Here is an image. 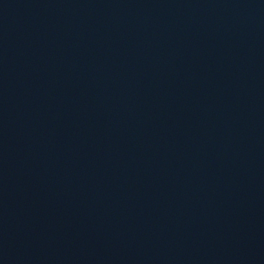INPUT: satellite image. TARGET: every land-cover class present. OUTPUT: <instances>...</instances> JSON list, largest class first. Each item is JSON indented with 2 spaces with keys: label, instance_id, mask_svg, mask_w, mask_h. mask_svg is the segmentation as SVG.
Segmentation results:
<instances>
[{
  "label": "water",
  "instance_id": "water-1",
  "mask_svg": "<svg viewBox=\"0 0 264 264\" xmlns=\"http://www.w3.org/2000/svg\"><path fill=\"white\" fill-rule=\"evenodd\" d=\"M0 264H264V0H0Z\"/></svg>",
  "mask_w": 264,
  "mask_h": 264
}]
</instances>
